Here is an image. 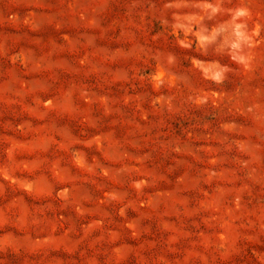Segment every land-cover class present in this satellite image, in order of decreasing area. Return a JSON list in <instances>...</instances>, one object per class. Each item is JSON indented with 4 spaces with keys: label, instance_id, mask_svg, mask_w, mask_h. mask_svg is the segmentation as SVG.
Segmentation results:
<instances>
[{
    "label": "rangeland",
    "instance_id": "rangeland-1",
    "mask_svg": "<svg viewBox=\"0 0 264 264\" xmlns=\"http://www.w3.org/2000/svg\"><path fill=\"white\" fill-rule=\"evenodd\" d=\"M0 264H264V0H0Z\"/></svg>",
    "mask_w": 264,
    "mask_h": 264
}]
</instances>
